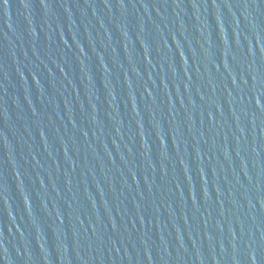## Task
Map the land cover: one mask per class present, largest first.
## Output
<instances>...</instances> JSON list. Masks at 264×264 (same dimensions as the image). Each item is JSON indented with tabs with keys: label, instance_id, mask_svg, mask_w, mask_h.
<instances>
[{
	"label": "water",
	"instance_id": "water-1",
	"mask_svg": "<svg viewBox=\"0 0 264 264\" xmlns=\"http://www.w3.org/2000/svg\"><path fill=\"white\" fill-rule=\"evenodd\" d=\"M0 264H264V0H0Z\"/></svg>",
	"mask_w": 264,
	"mask_h": 264
},
{
	"label": "snow or ice",
	"instance_id": "snow-or-ice-1",
	"mask_svg": "<svg viewBox=\"0 0 264 264\" xmlns=\"http://www.w3.org/2000/svg\"><path fill=\"white\" fill-rule=\"evenodd\" d=\"M4 3H7V0H4Z\"/></svg>",
	"mask_w": 264,
	"mask_h": 264
}]
</instances>
